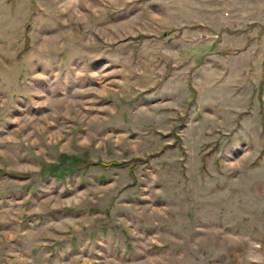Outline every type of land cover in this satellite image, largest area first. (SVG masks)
<instances>
[{
    "label": "rangeland",
    "instance_id": "rangeland-1",
    "mask_svg": "<svg viewBox=\"0 0 264 264\" xmlns=\"http://www.w3.org/2000/svg\"><path fill=\"white\" fill-rule=\"evenodd\" d=\"M0 170V264H264V0H0Z\"/></svg>",
    "mask_w": 264,
    "mask_h": 264
},
{
    "label": "trees",
    "instance_id": "trees-1",
    "mask_svg": "<svg viewBox=\"0 0 264 264\" xmlns=\"http://www.w3.org/2000/svg\"><path fill=\"white\" fill-rule=\"evenodd\" d=\"M127 164V161H107L104 162L100 159L94 161H88L79 156L66 155L60 153L56 157V162H50L46 165H43L41 172L45 175L52 174L56 178H61L64 174H70L74 170H77L81 167H87L88 165H94L97 167H119ZM129 171H132L131 166H128ZM1 172V170H0Z\"/></svg>",
    "mask_w": 264,
    "mask_h": 264
}]
</instances>
